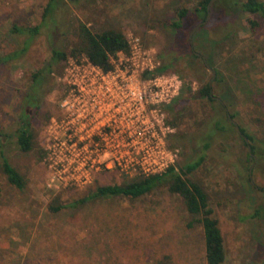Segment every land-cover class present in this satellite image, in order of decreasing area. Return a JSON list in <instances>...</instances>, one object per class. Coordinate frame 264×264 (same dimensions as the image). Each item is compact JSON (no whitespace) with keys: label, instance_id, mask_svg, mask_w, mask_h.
<instances>
[{"label":"rangeland","instance_id":"374dc122","mask_svg":"<svg viewBox=\"0 0 264 264\" xmlns=\"http://www.w3.org/2000/svg\"><path fill=\"white\" fill-rule=\"evenodd\" d=\"M47 1L0 0V53L20 47L26 38L13 35L10 24L41 23ZM195 1L81 0L78 6L68 3L57 14L56 25L47 19L48 26L41 27L25 55L0 66V133L7 135L2 136L7 155L27 178L26 188L18 190L0 173V264H152L164 262L165 256L171 257L170 264H206L202 227L186 225L188 212L184 204L164 188L135 201L115 197L57 213L48 209V203L61 191H68L63 194L66 200L79 194L74 189L49 188L44 158L37 150L46 135L50 121L47 115L60 114L64 90L60 78L66 62L54 65V71L46 78L42 107L33 120L37 148L22 152L12 135L19 125L21 98L33 72L51 62L54 47L69 51L74 46L80 21L95 32L117 29L127 36H140L144 46L153 49L160 60L162 53L166 59L180 55L175 68L192 79L195 88L200 79L211 81L214 73L204 56L195 58L179 51L183 44L195 51L190 33L198 24L189 23L179 32L163 25L176 19L177 8ZM209 20L216 23L213 13ZM213 28L198 38L213 39ZM238 29L225 37L221 47L212 45L213 56L224 73L223 84L237 98L233 109L240 111L238 122L257 140L258 156L256 160L249 158V146L241 137L218 141L208 151L207 161L190 177L200 182L210 196L225 237L223 264H264V215L252 217L257 207L264 206V23L256 33L242 24ZM54 32L58 34L53 36ZM181 105L186 107L188 117L194 112L198 117L211 113L212 104L206 100L182 101ZM194 119L197 116L192 123ZM178 148L180 165L197 156L193 142ZM124 179L115 171L101 172L90 186L121 183ZM88 187L79 189L80 193Z\"/></svg>","mask_w":264,"mask_h":264},{"label":"trees","instance_id":"16d2710c","mask_svg":"<svg viewBox=\"0 0 264 264\" xmlns=\"http://www.w3.org/2000/svg\"><path fill=\"white\" fill-rule=\"evenodd\" d=\"M81 0H48L42 14L41 23L28 26L12 22L8 27L10 32L17 36H26L21 46L9 51L0 53V66L7 65L14 60L20 59L30 49L34 39L41 33L43 25L48 26L47 19L52 20L56 25L57 14L67 7V4L78 6ZM211 10L216 23L209 20L203 24L196 33L193 34L194 50L189 49L185 44L181 45L179 50L185 55H191L195 58L204 56L206 64L215 68L217 78L211 83L209 80L200 79L198 88H194L193 80L186 78L183 72L175 67L178 56L166 59L165 53L161 54V65L153 72L146 73L145 77L162 74L165 72H176L184 81L182 91L172 103L166 106L168 122L177 128V132L170 136L169 145L172 148H178V145L186 146L193 142L197 150V156L191 161L180 165L172 166L162 174L139 177H124L121 183L108 185L95 184L89 186L84 193L81 190L74 189L79 193L75 197L64 199L63 194L68 191H61L56 194L48 203V209L57 213L66 208H77L89 202L99 199H110L115 197H124L132 201L138 200L144 196L152 194L159 188H164L177 196L182 203L188 216L186 225L190 228L201 226L204 234L205 246L204 256L206 264H223L226 260L225 237L220 227L219 220L215 216V211L210 203V196L204 189V186L192 179L190 175L198 170L208 158V151L213 144L218 141L229 140L234 137H241L245 143L248 142L244 136L251 142V151L248 156L251 160H256L258 156V145L255 136L238 122L240 111L233 109L237 98L233 92L223 84L225 81L224 73L216 66L213 56V47H221L225 37L231 31L239 30L241 26L249 27L252 32L260 30L264 23V0H196L189 5H183L177 8L176 19L167 20L163 23L166 28H171L174 32H179L187 24H199L205 21L208 12ZM214 27V28H213ZM213 28L215 37L213 39L203 37L199 39L200 34ZM77 40L74 46L69 50L53 48L52 60L45 66L33 72L28 87L21 98V108L19 112V125L12 133L15 138L17 148L24 153L34 151L38 146L37 133L33 126V120L42 107V98L46 86V78L53 71L54 65L63 64L69 57L86 56L92 63L101 66L105 70L114 68V59L118 53L128 52L130 49L128 36L117 29H105L99 32L92 31L89 25L80 21L77 26ZM58 32L52 33L53 36ZM199 37V38H198ZM212 47V48H211ZM198 52L199 54H197ZM65 67V65H64ZM64 73V72H63ZM63 73H61L63 75ZM220 99V100H219ZM206 100L210 102L211 113H204L198 117V114L186 113V107L180 106L182 101ZM232 108V110H231ZM231 116L240 126L241 133L238 132L236 125L228 117ZM197 119L191 122L192 118ZM47 121L51 119V114L47 115ZM257 120H261L258 118ZM3 135L0 133V173L5 176L7 183L18 190H24L27 186L26 176L18 170L10 157L6 153L5 144H3ZM43 143L37 148L41 159L45 157ZM196 143V144H195ZM259 143V142H258ZM98 179V177L96 178ZM95 179V181H96ZM94 181V182H95ZM3 185L0 182V193ZM264 215V206L257 207L252 217L259 218ZM165 260L154 262L152 264H170V256H165ZM169 261V262H168Z\"/></svg>","mask_w":264,"mask_h":264},{"label":"built area","instance_id":"2783aa9c","mask_svg":"<svg viewBox=\"0 0 264 264\" xmlns=\"http://www.w3.org/2000/svg\"><path fill=\"white\" fill-rule=\"evenodd\" d=\"M128 41L129 51L118 53L110 70L86 56L67 59L60 114L51 117L44 139L49 188L82 189L101 172L162 174L179 162L180 149L169 145L176 128L166 106L184 81L176 72L145 77L161 60L140 36Z\"/></svg>","mask_w":264,"mask_h":264},{"label":"water","instance_id":"95a60500","mask_svg":"<svg viewBox=\"0 0 264 264\" xmlns=\"http://www.w3.org/2000/svg\"><path fill=\"white\" fill-rule=\"evenodd\" d=\"M214 0H211V2H213ZM210 16H211V10H209L208 12V16L206 18L205 21H202L200 22L194 29L193 31L190 33V42L192 43L193 42V33H195L203 24L207 23L210 19ZM197 54H199L198 52H196ZM207 67L209 68V70L213 71L214 75H213V79L211 80V83L213 82V80L215 79V76H216V71L214 69H212L209 64L207 63ZM220 100V99H219ZM228 117L231 119V121L236 125V128L238 130L239 133H241V130H240V126L239 124L231 118L230 115H228ZM244 139L248 142V146H249V151H251V145L249 143V140L247 137L244 136Z\"/></svg>","mask_w":264,"mask_h":264}]
</instances>
